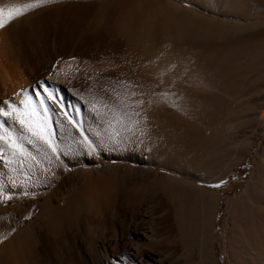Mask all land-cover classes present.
I'll list each match as a JSON object with an SVG mask.
<instances>
[{"label": "rangeland", "instance_id": "obj_1", "mask_svg": "<svg viewBox=\"0 0 264 264\" xmlns=\"http://www.w3.org/2000/svg\"><path fill=\"white\" fill-rule=\"evenodd\" d=\"M93 1L101 0L59 2ZM165 1L170 0H144L145 8L141 7L138 15L125 12L112 16L100 30L89 28L88 17L81 20L83 23L76 19L73 34L63 21L57 35L54 18H50L43 36L33 28L28 31L24 18L27 13L0 28V47L12 57L7 63L16 60L29 81L28 93L26 87L23 89V95L27 93L31 98V103L27 99V111L40 128L47 127L51 139L45 143V136L41 140L33 135L40 129L27 120L26 124L15 122L17 133L16 126L1 120L7 136L0 142H13L17 149L0 154V166L4 168L0 176L4 179L0 182V264H32L34 256L54 261L60 252L71 251L74 246L67 237L71 230L79 237L86 238V234L73 219L65 218L66 212L79 209L83 217H99L114 206L132 205L134 201L128 197L131 190H127L130 186L111 182L114 185L104 183L110 186L106 189L99 178L89 181L94 175L89 171L100 166L91 163L93 152L87 148L91 143L111 145L113 152L129 158L114 162L145 168L180 182L198 183L217 195L203 221L200 203L192 199L183 202L165 180L152 175L133 187L137 200L142 197L155 213L164 214V224L173 230L178 223L185 226L179 252H187L186 264H264V0H174L183 7L192 5L194 12L190 15L195 20H208L202 24L184 19L182 9H171ZM0 7L5 5L0 3ZM119 9L126 11L122 4ZM132 18L139 27L128 32ZM169 23L171 28L159 31L169 40L161 42V34L158 37L152 31L157 24ZM146 27L153 30L147 33L150 30ZM83 31L89 36L84 38ZM82 38L90 49L88 53L77 50L71 60L60 57L50 65L41 58L43 48H61L68 42L75 49L82 46ZM85 72L87 75L82 76ZM43 81L49 89L42 88ZM7 103L0 93V108L5 109ZM59 105L67 118L60 114ZM53 112L58 121L50 125L48 116ZM58 154L63 162L80 161L72 166L82 175L76 177L86 180L89 189L95 187L89 190L91 194L86 192L88 204L79 200L87 188L84 183L85 188L74 190L70 201L73 210L68 205L70 211H61L64 215L56 210L49 215L51 219L43 216L36 223L46 196L55 186L39 190L40 181L34 172L41 166L53 168ZM16 165H21L25 174L20 181L11 180V175L17 174L12 173ZM251 182L256 187L248 188ZM106 224L96 235L103 232L118 237L122 232V224Z\"/></svg>", "mask_w": 264, "mask_h": 264}, {"label": "bare ground", "instance_id": "obj_2", "mask_svg": "<svg viewBox=\"0 0 264 264\" xmlns=\"http://www.w3.org/2000/svg\"><path fill=\"white\" fill-rule=\"evenodd\" d=\"M52 1H55V2L58 1L59 2V1H63V0H52ZM33 2H35V0H0V3H3L5 5V7L23 6L24 4L33 3ZM165 2H168V1H165ZM61 3L62 2L51 4V5L41 4L39 7H36L34 9H31V10L25 12L27 14L24 16V18L26 21V26H27L28 31L33 28V30L35 29L36 31H39L43 35L44 30L46 28L45 23H47V21L50 18L51 19L54 18L53 21H54V24L56 25L54 27L55 28L54 29L55 34H57L58 30H61V28L63 27V25L66 22H67L66 27H68V31L70 30V32L73 34V33H75L76 26H77L76 25V19L83 21V19H85V18L87 19L88 17L89 18L91 17L90 24L87 23V25L90 26L89 28H91V29L99 28V30H100V29H103L105 27L107 20H109V18L112 16H117V15L119 16V15H121L120 13L125 14V12L127 14L135 15V14L139 13V10L141 7L145 8L144 0H101V1H93V2H87V3H76V4L72 3V4H66V5H63ZM168 3L171 4V7H170L171 9L172 8L182 9L183 15H185L184 19H186L188 21H193L196 24H202V22L206 23V21H208V20H203V19L195 20V18H194L195 16L193 17L192 15H190L191 12H194V10L192 9L193 6L190 4H187V5L185 4V6L183 7V6L179 5L178 3L174 2V0L173 1L170 0ZM121 4L123 7L126 8V11H124V12L118 11L119 6H121ZM121 11H123V10H121ZM192 14H194V13H192ZM202 17H204V16H202ZM134 19L133 18H132V20L129 19L128 24H127V28H128L127 31L128 30L135 31L139 27V25L136 24V20L134 21ZM205 19H207V18H205ZM82 21H81V23H83L85 20L83 22ZM164 27L171 28L172 25H171V23H169V25H166V26H161L160 24H157V27L154 28V30L152 29V27H151V29H149L150 27H146V29L150 30V31H147V33H150L153 30L152 33H154L155 36H158V37L161 36L160 37L161 42H165V41L169 40L168 36L163 35V32L162 33L159 32L160 28L162 29ZM200 27H205V26H200ZM63 32H64V30H63ZM86 33H87V31L84 32V35H83L84 38H86L87 35L89 36V34H86ZM3 36L4 35H2V37ZM53 37H51V38H53ZM70 38H69V40H70ZM84 38H82L81 41L79 40L80 42H82V44L80 43L82 46H79L78 48H75V49H72L68 42H66L67 45L65 44V46L61 47V48H57V47L56 48H54V47L43 48L40 50V53L42 56L41 58L46 60L45 62H47L50 65V62H53L56 58H60V57L64 58L67 61L71 60L73 52H77V50L82 51L83 53H86V52L88 53L90 49L88 50L85 47L87 42L84 40ZM45 39H46V37H45ZM0 41H2V40H0ZM51 42H53V41H51ZM100 44H99V46H100ZM99 48H101V47H99ZM99 48H97V49H99ZM99 52H101V51H99ZM6 55H8V54L6 53ZM6 55L2 51V47H0V93L2 94V96H4L5 100L8 102L7 107H5V109H3V111L9 113V115H7V116L1 115L2 118L0 117V130H1L0 133H1V135L3 134L5 137L7 136L5 134V129H6L5 125L15 127L16 123L19 124V123H21V121H23V123H24L27 120L32 125L36 126L38 131L40 129L39 132L42 133L43 136H45L47 141L51 142V139L48 136V131L46 130L47 127L45 126L46 128H40L41 126L40 125H39L40 127L38 126L39 123L36 122L37 120L36 121L32 120L29 112L27 111V109L29 110V108H27L28 107L27 105H29V104H27V99H28V102L31 103V101H29L31 98L30 99L27 98L29 81H27V79L25 78V76H24L25 73H23L24 71L22 72L23 69H20L21 66L19 67V63L16 64L15 63L16 60H15L14 62L12 61L13 63L10 64V65H12L11 66L12 70L10 71V69L8 68L9 63H7V61L11 60L12 57L10 58L9 55L8 56H6ZM14 59H16V58L14 57ZM74 63H75V61H74ZM109 63H111V62H109ZM118 64H120V63H118ZM92 65H94V64H92ZM99 65H101V64H99ZM114 67H116V66H114ZM80 68H82V67L80 66ZM80 68H79V70H80ZM99 68H100V66H99ZM105 71L106 70H104V72ZM86 72L82 73L81 75L86 76L88 73V72L87 73ZM120 72H121V70H120ZM120 72H118V73H120ZM122 72H124V71H122ZM93 74H95V73L93 72ZM58 75H60V74H58ZM91 75H92V73H91ZM110 75H109V77L114 76V75H112V76H110ZM106 76H107V74H106ZM115 76H117V75H115ZM73 77H74L73 79H75L77 77V75H75ZM164 77H165V75H164ZM73 79H71V80H73ZM112 79H115V78H112ZM50 82H47V83H50ZM160 82H162V81H160ZM168 85H170V83ZM41 86L44 90L49 89V88H47V84H45V82ZM25 87L27 88V93H26V95H23V93H24L23 89L26 90ZM51 87H52V85H51ZM57 87L58 86H56V88ZM50 92L53 93L52 91H50ZM30 93H31V91L29 92V94ZM69 98L67 95H65V100L69 101L70 100ZM54 102H56V101H54ZM57 107L58 106H56V108ZM59 107L61 108V105H59ZM54 112L52 113V115L48 116L49 117L48 121L51 123L50 125H52L58 121L57 120V113L55 116H53ZM31 114H33V113L31 112ZM60 114L62 115V117H66V118L68 117V115L64 112L63 109L61 110ZM3 118L5 120V122L3 121L5 125H3L1 122V120ZM26 123H24V124H26ZM40 123L42 124V122H40ZM21 124H20V126H21ZM31 124H30V126H31ZM11 127H10V129H11ZM17 127L18 126H16V128H14V131H16V133H17ZM110 146L109 145H103V144L101 145V144H92L91 143V145L89 147H87L90 149L91 153L93 152V158H91L92 159L91 163H99L100 164L99 167L93 169L92 171L91 170L89 171V169H88L89 173L90 172L94 173V175H91V176L89 175L90 176V178L88 177L89 181L95 182L96 179L94 181H91V178L92 179L93 178H97V179L99 178V179H101L103 184L106 183L108 185V183L114 182V183H117L120 185L122 184L124 186H130V189H127V190H131L128 197L131 198L134 202L132 203V205L128 204L127 207H124L123 205L121 207V205L115 204V205H118L120 207L117 206L118 208H114L115 207L114 206L110 211H106L105 213L103 212L104 214H102L99 217H96V216L93 217V216H91V214H89L90 216H88V217H83L81 215V213L83 211H79V209L72 213L70 211V208H67V207L69 205V207H71V210H73L72 209L73 206H71L72 203H70V201H71L72 197L74 196V192H75L74 190L76 188L78 189L79 187L82 189L86 185V180H85V182L83 179H82L83 181H80L82 178L81 177L82 175L78 174L80 171L72 169V166L76 165V164H80L81 163L80 161L69 162V163L63 162V159L61 160V158L58 154V156H59L58 162H56L57 164L53 168L41 166L40 168H38L34 172V175L40 181L39 190L55 186L53 191L50 192L46 196V198L43 202V205H42V209L39 213L38 219L36 220V223H40L41 218L43 216H45V218H47V219L48 218L51 219V216H49V215H51L56 210H60V212L61 211L64 212V210L67 209L68 211L71 212V215L67 214L70 212H66L65 218L67 219V217H70V219H73L75 221V224L77 225V228L81 227L82 230L85 231L86 238L83 235L81 236L82 238L79 237V234H77L76 232L71 230V232L67 235V237L69 238V242L72 243L74 246L71 251L67 250L65 252H60V254L55 257L54 261H46L42 257H39V256L35 257L34 256L32 264H183L185 262L186 263L188 262L187 260H189V259L187 258V256H188L187 252L184 249H183L184 251L179 252V249H180L179 247L181 246L180 242L182 241L181 235H182V231L184 230L185 226L182 228V225H178L180 223L177 224V222H176L177 227H176V229L173 230L170 226L166 225L168 223L164 224V222H165L164 214L162 212L155 213L153 211V209L150 208L152 206H149L143 202V200H145V199H142V197H141V200H137V199H139V198H137L138 194H136L137 191L134 193L133 187H134L135 183H137L138 181L144 179L145 177H149L152 175H154L156 178H160L162 180H165V182L168 186H171L174 190L177 191L180 199L184 200V201L182 200L183 202H186L187 200L192 199V200H197L200 203V206H201L200 209L202 210L201 214H203L202 215L203 217L201 216L202 220L204 219V216L206 217L209 210L212 211L217 195L213 194L212 192L207 191V189L205 187L201 186L198 183L193 184V183L180 182L174 178L165 177L162 174H160V175L153 174V172H151L145 168L130 167V166H126L124 164H120V162L119 163L114 162V160H129V158L119 156L118 153L113 152V150ZM84 147L86 148L85 145H84ZM82 148H83V146H82ZM0 149H2V152H0V154H1V153L6 152V151L9 152V151L16 150L17 145L15 143L9 142V141H6L5 143L0 142ZM1 168L2 167L0 166V176L3 175L1 173L3 171V170L1 171ZM2 169H4V168H2ZM67 171H70V173L66 174ZM15 172L17 174L11 175V180L20 181L25 176L24 172L22 171L21 165H16L13 167L12 173L15 174ZM83 173H85V171ZM81 174H82V172H81ZM110 174H111V176L113 174V176H114L113 179H111L113 176L110 177ZM78 175L81 178L76 177ZM84 175H86V174H84ZM92 176H95V177H92ZM1 180H2V178L0 177V182H1ZM199 181L205 182L202 179H200ZM84 183H85V185H84ZM106 184H104L105 187H106ZM88 185H90V184H88ZM100 185H101V183H100ZM100 185H98V188H100ZM112 185H114V184L111 183V186ZM81 186H83V187H81ZM186 186H188V188ZM86 187H87V185H86ZM88 187L81 192V195H79V197L81 198V199H79L80 202H82L84 204H85V202L88 204L87 201H89V200H87L89 198L87 197L88 195H86L87 194L86 192H88V194H91V193H89V190L90 189L92 190L95 186H91L90 189ZM179 187H181V188H179ZM249 187L250 188L256 187V184L251 182L248 185V188ZM98 188H97V190H100ZM111 188H113V187H111ZM126 188H128V187H126ZM106 189H110V186H109V188L106 187ZM107 191H109V190H107ZM95 192H97V191H95ZM92 194H93V192H92ZM127 195H128V193H127ZM94 196H95V194H94ZM124 197H123V199H124ZM75 200H77V198ZM105 200L106 199H104V202H105ZM107 200H108V198H107ZM125 200H126V197H125ZM192 200H191V202H192ZM87 204H86V206H88ZM103 209L106 210L107 208H103ZM186 209H188V208H186ZM104 210H102V211H104ZM63 212H61V213L64 215ZM6 214H7V212H6ZM62 214H60V215H62ZM63 215L61 216L62 218H64ZM175 216H178V214ZM178 217L180 218V216H178ZM178 217H177V219H179ZM205 220H207V219H205ZM106 223H110L113 226L116 224H122L123 225L122 232H120V233L118 232L119 233L118 237L116 236L117 234H115L114 237H109V236H106V234H104L103 232L102 233L104 235H102V233H101L102 236L96 235V231L98 229H100L101 226H103ZM202 223H203L202 225L204 226L205 222H202ZM203 226L201 227L202 230H203ZM78 231H80V230H78ZM64 233H66V232H64ZM64 233L62 236H65ZM182 237H183V235H182ZM182 244H184V243H182ZM191 254H193V253H191ZM201 258H202V256H201ZM203 259H204V261L206 260L205 258H203ZM203 259H202V261H203ZM20 260L21 259L19 258L18 262Z\"/></svg>", "mask_w": 264, "mask_h": 264}, {"label": "snow or ice", "instance_id": "obj_3", "mask_svg": "<svg viewBox=\"0 0 264 264\" xmlns=\"http://www.w3.org/2000/svg\"><path fill=\"white\" fill-rule=\"evenodd\" d=\"M51 2L52 0H35V2L24 4L23 6L0 7V28H3L7 22L23 15L25 12L39 7L41 4H47ZM0 115L7 116L9 115V113L4 112L2 109H0ZM21 123L23 124V121H21ZM29 131H32V129L29 128ZM33 135H36L39 139L44 140V136L42 133L33 132ZM5 139V136H0V140ZM44 142L48 143L47 140H44ZM0 152H2V149H0ZM214 186L219 187V185Z\"/></svg>", "mask_w": 264, "mask_h": 264}]
</instances>
